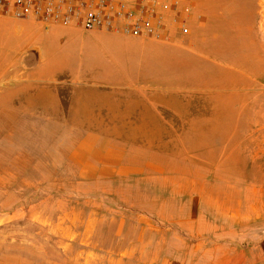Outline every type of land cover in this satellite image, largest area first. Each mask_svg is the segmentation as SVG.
<instances>
[{
    "label": "rangeland",
    "instance_id": "1",
    "mask_svg": "<svg viewBox=\"0 0 264 264\" xmlns=\"http://www.w3.org/2000/svg\"><path fill=\"white\" fill-rule=\"evenodd\" d=\"M190 3L201 27L146 52L0 21V54L43 55L0 87V264H196L200 243L264 264V0Z\"/></svg>",
    "mask_w": 264,
    "mask_h": 264
},
{
    "label": "built area",
    "instance_id": "2",
    "mask_svg": "<svg viewBox=\"0 0 264 264\" xmlns=\"http://www.w3.org/2000/svg\"><path fill=\"white\" fill-rule=\"evenodd\" d=\"M191 0H0V18L34 20L45 27L103 31L137 39H166L170 24L191 34ZM197 25L203 24L199 17Z\"/></svg>",
    "mask_w": 264,
    "mask_h": 264
},
{
    "label": "crops",
    "instance_id": "3",
    "mask_svg": "<svg viewBox=\"0 0 264 264\" xmlns=\"http://www.w3.org/2000/svg\"><path fill=\"white\" fill-rule=\"evenodd\" d=\"M253 1V0H252ZM223 10H225L226 14L230 15L236 12L237 4H234L233 6L227 3L220 4ZM252 11V14L255 15V11ZM234 15V14H233ZM255 18L253 17V20ZM2 20H8L6 18H0V21ZM9 21V20H8ZM18 22H26V23H32L34 25H39L40 23L34 21V20H16ZM201 26H197L196 24L193 25V29L191 30V35L194 34V28H199ZM47 31L49 29L54 30H73V29H79V28H68V27H60V26H51L46 27ZM95 33H103L107 38L113 39L116 37H122L129 40V42L135 44L136 50L140 51H147V48L154 49L157 48L156 46H153L157 43H150L147 41V39H137V38H131L127 36H123L120 34L115 33H107L103 31H94ZM254 32V30H253ZM255 33V32H254ZM253 33V34H254ZM182 34V33H181ZM167 38L173 37L178 38L180 35L177 32H174L171 28L168 29V31L165 33ZM187 36V37H190ZM174 46H178L177 44ZM38 50L40 60H42L43 63V55L42 50L38 47H35L34 45L29 46L28 48L22 50L20 54L16 57H12L11 55H7L6 53L0 54V87L3 88L7 87V92L12 95H18L19 90H13L12 86L14 85H21L24 87V53L29 50ZM167 49V48H166ZM148 50V51H149ZM11 86L12 90H8V88ZM22 87V88H23ZM7 94V93H6ZM8 94V95H9ZM258 249H249L246 246H240L239 244L232 245L228 243H200L198 247L194 250L198 253L199 258H194L196 260V264H262L263 258L259 257L262 253H258ZM197 256V255H196Z\"/></svg>",
    "mask_w": 264,
    "mask_h": 264
}]
</instances>
